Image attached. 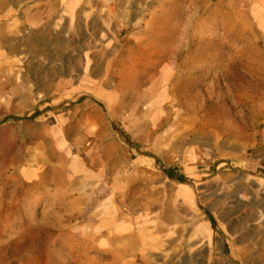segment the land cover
<instances>
[{
	"label": "rangeland",
	"instance_id": "obj_1",
	"mask_svg": "<svg viewBox=\"0 0 264 264\" xmlns=\"http://www.w3.org/2000/svg\"><path fill=\"white\" fill-rule=\"evenodd\" d=\"M0 10V264H264V0Z\"/></svg>",
	"mask_w": 264,
	"mask_h": 264
},
{
	"label": "crops",
	"instance_id": "obj_2",
	"mask_svg": "<svg viewBox=\"0 0 264 264\" xmlns=\"http://www.w3.org/2000/svg\"><path fill=\"white\" fill-rule=\"evenodd\" d=\"M6 11V10H5ZM3 11V12H5ZM1 10H0V18L2 16L1 14ZM11 15V18H10V26L13 27V14H10ZM45 18H44V15L43 13H39L38 11L35 12V11H30V12H26V14L24 15V20H23V23L25 22H28L30 24H38V25H42V23L44 22ZM7 25V24H6ZM2 24H0V30L2 29Z\"/></svg>",
	"mask_w": 264,
	"mask_h": 264
},
{
	"label": "trees",
	"instance_id": "obj_3",
	"mask_svg": "<svg viewBox=\"0 0 264 264\" xmlns=\"http://www.w3.org/2000/svg\"><path fill=\"white\" fill-rule=\"evenodd\" d=\"M168 174L170 176H174V171L172 169L169 170ZM213 219V218H212ZM213 222H215V219H213Z\"/></svg>",
	"mask_w": 264,
	"mask_h": 264
}]
</instances>
